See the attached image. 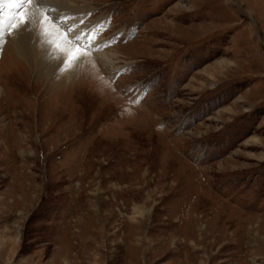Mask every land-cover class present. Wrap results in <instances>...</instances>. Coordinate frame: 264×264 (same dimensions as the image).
Instances as JSON below:
<instances>
[{
	"label": "rangeland",
	"instance_id": "obj_1",
	"mask_svg": "<svg viewBox=\"0 0 264 264\" xmlns=\"http://www.w3.org/2000/svg\"><path fill=\"white\" fill-rule=\"evenodd\" d=\"M85 1L114 75L0 39V264H264V0Z\"/></svg>",
	"mask_w": 264,
	"mask_h": 264
},
{
	"label": "bare ground",
	"instance_id": "obj_2",
	"mask_svg": "<svg viewBox=\"0 0 264 264\" xmlns=\"http://www.w3.org/2000/svg\"><path fill=\"white\" fill-rule=\"evenodd\" d=\"M38 1H40L41 3V4L39 3L40 5L38 4ZM79 2H83L86 4L88 3L85 0H35V3L26 6L25 15L31 18V23L23 27L19 32L14 30L11 38L8 39L9 42L11 41V44H13L14 50L18 53V58L26 62H29L30 64L36 62L37 66L35 64L34 65L37 69L43 66L46 69L50 70V72L53 74L56 73V71L60 70L61 68L62 69L66 68L69 70L68 74H70L67 76V78H75L79 72L80 66H83L87 61V55L86 53H84V51L89 49L80 48V46L72 44L70 40L67 43H64V39H65L64 29H66L67 27H71L75 31L80 32L82 35L87 34L89 41H92L91 38L92 37L94 38V35L96 34L97 31L96 29L99 23L101 22L100 20L98 22V25L95 26L96 28H93L92 32L88 31V28L86 29L85 27L82 29H78L80 23L84 21L85 16L87 15L85 13V10L89 8L88 4L87 5L85 4L84 6H80ZM0 4H2V6H0V11H1L0 19H3L5 22H7L10 16L15 15L19 11V9H16L12 6V0H0ZM41 5L49 8L54 7L53 8L54 12L52 13V15L55 16L56 18H60V15L62 13L65 14L67 13L68 19H67V23L64 26L65 27L64 29H61L60 28L61 26L59 27L56 26V24H54L53 22H48L44 25V27H46L50 33L51 40L54 42L52 45H49L48 43L45 42V37L41 33L40 21L43 15L42 9H40ZM4 8H8V10H5ZM80 8H82L83 10H81ZM19 21H20V17L17 16L16 22L19 23ZM5 31L8 30L5 29ZM1 38L2 37L0 36V39ZM92 42L94 43L91 46L90 50L95 52V57L97 58V60H99V64L103 65V67H114L115 65H117V61H119L120 59V55L119 53H117V51L111 50L102 54L103 52L101 47L104 44H101V42L97 40H94ZM57 45L59 47H57ZM2 46H4V41L0 40V53H2V49H1ZM77 48L80 49L79 52L76 51ZM69 49H71V52L73 53L74 57L82 53L83 54L82 58L79 60L74 59L72 62L69 63H64L65 60L64 52ZM6 55L8 54L6 53L5 56ZM2 62L3 61H1V63ZM120 70L123 69L114 67L111 70V72L114 75L115 72ZM63 78L64 77H62V79ZM0 93H1V89H0ZM138 211L135 212L137 213V216L138 215L142 216L143 213Z\"/></svg>",
	"mask_w": 264,
	"mask_h": 264
},
{
	"label": "snow or ice",
	"instance_id": "obj_3",
	"mask_svg": "<svg viewBox=\"0 0 264 264\" xmlns=\"http://www.w3.org/2000/svg\"><path fill=\"white\" fill-rule=\"evenodd\" d=\"M33 3H35V0H12V6L16 9H19V11L15 15L10 16L7 22H5L3 19H0V36L3 35L5 29H7L9 32H11L12 30H16L17 32H19L23 27L30 24L31 18L25 15V7L28 5H32ZM0 6H2V4H0ZM41 7L43 8V15L40 21L41 33L45 37V42L49 45H52L54 42L51 40L50 33L48 29L44 27V25L48 22H54L56 24H59L61 27H64L67 23L68 17L65 16L63 20H60L52 15V13L54 12L53 8L45 7L43 5H41ZM17 16L20 17L19 23L16 22ZM69 40L72 44L78 45L80 46V48H88L89 50L94 43L92 41H89L87 34L82 35L80 32L75 31L73 28L67 27L65 29L64 43H67ZM57 47L59 46L57 45ZM76 51L79 52L80 49L77 48ZM82 55L83 54L81 53L80 55L74 57L71 49H69L64 52V63L72 62L74 59L79 60L82 58Z\"/></svg>",
	"mask_w": 264,
	"mask_h": 264
}]
</instances>
